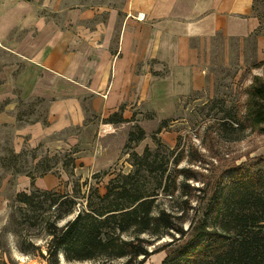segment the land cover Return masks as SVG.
Returning a JSON list of instances; mask_svg holds the SVG:
<instances>
[{
  "label": "rangeland",
  "instance_id": "1",
  "mask_svg": "<svg viewBox=\"0 0 264 264\" xmlns=\"http://www.w3.org/2000/svg\"><path fill=\"white\" fill-rule=\"evenodd\" d=\"M64 3L118 8L124 0H64ZM254 14L259 18L260 26L253 35L244 39L217 36L198 45L199 77L184 78L185 85L178 95L176 110L163 126L154 120L149 105H143L142 116L137 119H122L117 123L112 121L115 117L110 121L100 118L85 106L88 116L81 126H68L44 134L40 126L47 122L49 102L16 96L14 108L5 111L9 116L14 115V119L0 118V157L11 160L10 150L18 153L14 147L22 142L18 163L29 170L40 158L56 154L45 162L52 166L50 173L58 179V185L49 190L76 194L77 209L84 205L83 195L90 186H96L103 194L109 179L118 172L127 173L132 169L128 158L131 151L141 154L145 147L154 148L158 142L161 144L159 158L168 161V171L174 176L175 169L186 168L185 172H178L177 181L185 179L188 183L184 190L177 187L171 196L159 200V207L173 211L188 207L191 216L194 208H201L208 202L213 187L221 179L224 182L227 173L253 157H264V130H251L228 118L233 116L243 120L240 104L244 102L246 86L253 75L264 72V0H255ZM10 62L21 66L19 60L0 47V75ZM4 106L5 101L1 100L0 112ZM117 117L121 116L118 114ZM20 131L23 133L18 134ZM141 133L142 138L137 139ZM36 136L34 144H30ZM70 138L77 142L71 144ZM56 140H62V143H56ZM65 152L71 154L72 163L64 157ZM1 163L0 264H47L44 255L50 238L44 223L53 217L52 208H47L49 200L39 196L31 207L19 202L15 197L20 192L15 186L18 175L10 174L11 170ZM98 172L100 174L94 176ZM76 184L79 195L73 190L74 187L77 189ZM34 189L45 190L31 185L25 192ZM187 224L185 221L183 226ZM171 239V235L165 234L156 241L155 247L152 245L149 249ZM178 247H182L181 242L168 244L145 258L143 264H172L173 258L180 253ZM58 259L61 264H100L92 260L68 262L63 260L60 251ZM123 261L118 259L114 264Z\"/></svg>",
  "mask_w": 264,
  "mask_h": 264
},
{
  "label": "crops",
  "instance_id": "2",
  "mask_svg": "<svg viewBox=\"0 0 264 264\" xmlns=\"http://www.w3.org/2000/svg\"><path fill=\"white\" fill-rule=\"evenodd\" d=\"M254 3L124 0L121 7L102 8L64 0H0V47L21 62L6 64L0 75L5 101L0 118L14 119L5 111L19 96L49 102L47 122L39 125L44 134L81 126L86 107L100 118L118 113L131 120L142 116L145 104L154 120H166L176 110L184 78L199 77L198 45L217 36L253 35L260 26ZM139 13L144 17L137 18ZM33 139L37 136L30 144ZM31 185L54 189L58 179L50 172L33 182L25 174L16 177L17 191Z\"/></svg>",
  "mask_w": 264,
  "mask_h": 264
},
{
  "label": "trees",
  "instance_id": "3",
  "mask_svg": "<svg viewBox=\"0 0 264 264\" xmlns=\"http://www.w3.org/2000/svg\"><path fill=\"white\" fill-rule=\"evenodd\" d=\"M240 106L243 120L228 118L251 130H264V72L252 76ZM117 116L114 113L108 119L115 117V123L123 121ZM165 122L162 120L160 126ZM159 144L145 147L141 154L131 151L128 158L132 169L109 179L103 194L96 186H90L83 195L84 205L77 209L76 194L39 189L16 193V199L30 207L39 196L49 200L47 208H52L53 217L44 223L50 238L44 255L47 264H61L59 251L68 262L92 260L114 264L123 259L122 264H143L149 255L179 242L182 247H178L180 253L172 264H264V157H253L227 173L226 180L221 179L213 187L208 202L194 208L189 216L188 207L179 211L159 207V200L171 196L177 187H188L185 179L177 181L178 172H185L186 168L175 169L172 176L168 161L159 158ZM10 152L11 160L0 157L1 164L11 170L10 174H25L32 182L51 172L52 166L45 162L56 157H42L26 170L18 163L21 152ZM64 157L72 163L70 153L65 152ZM76 185L73 190L79 195ZM165 234L172 239L150 250Z\"/></svg>",
  "mask_w": 264,
  "mask_h": 264
},
{
  "label": "built area",
  "instance_id": "4",
  "mask_svg": "<svg viewBox=\"0 0 264 264\" xmlns=\"http://www.w3.org/2000/svg\"><path fill=\"white\" fill-rule=\"evenodd\" d=\"M136 17L139 18V19H141V18L144 17V14L143 13H139V14L136 15Z\"/></svg>",
  "mask_w": 264,
  "mask_h": 264
}]
</instances>
